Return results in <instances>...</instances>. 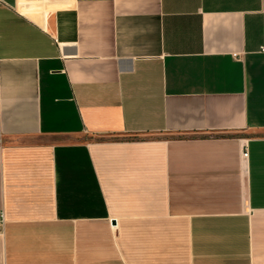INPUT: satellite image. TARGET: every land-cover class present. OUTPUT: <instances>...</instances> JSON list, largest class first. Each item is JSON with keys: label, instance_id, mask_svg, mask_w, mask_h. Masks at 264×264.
Returning a JSON list of instances; mask_svg holds the SVG:
<instances>
[{"label": "crops", "instance_id": "0c3cea01", "mask_svg": "<svg viewBox=\"0 0 264 264\" xmlns=\"http://www.w3.org/2000/svg\"><path fill=\"white\" fill-rule=\"evenodd\" d=\"M13 2L0 264H264V0Z\"/></svg>", "mask_w": 264, "mask_h": 264}, {"label": "built area", "instance_id": "2783aa9c", "mask_svg": "<svg viewBox=\"0 0 264 264\" xmlns=\"http://www.w3.org/2000/svg\"><path fill=\"white\" fill-rule=\"evenodd\" d=\"M243 158H247L248 157V152L245 150V152H243L242 154ZM5 225V219L3 214H0V235L2 234V229Z\"/></svg>", "mask_w": 264, "mask_h": 264}, {"label": "water", "instance_id": "95a60500", "mask_svg": "<svg viewBox=\"0 0 264 264\" xmlns=\"http://www.w3.org/2000/svg\"><path fill=\"white\" fill-rule=\"evenodd\" d=\"M8 3L13 4V0H6Z\"/></svg>", "mask_w": 264, "mask_h": 264}, {"label": "bare ground", "instance_id": "6f19581e", "mask_svg": "<svg viewBox=\"0 0 264 264\" xmlns=\"http://www.w3.org/2000/svg\"><path fill=\"white\" fill-rule=\"evenodd\" d=\"M29 16H31L32 18H36V15H29Z\"/></svg>", "mask_w": 264, "mask_h": 264}]
</instances>
